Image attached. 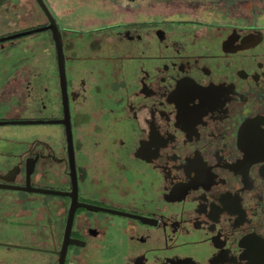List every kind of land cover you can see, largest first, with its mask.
<instances>
[{"label": "flooded vegetation", "instance_id": "obj_1", "mask_svg": "<svg viewBox=\"0 0 264 264\" xmlns=\"http://www.w3.org/2000/svg\"><path fill=\"white\" fill-rule=\"evenodd\" d=\"M70 1L0 0V264H264V0Z\"/></svg>", "mask_w": 264, "mask_h": 264}, {"label": "water", "instance_id": "obj_2", "mask_svg": "<svg viewBox=\"0 0 264 264\" xmlns=\"http://www.w3.org/2000/svg\"><path fill=\"white\" fill-rule=\"evenodd\" d=\"M25 34L27 33H24V35ZM261 123L264 126V121ZM245 146L248 150V157L251 161L264 162V128H258V130L251 131V137L249 139L246 138Z\"/></svg>", "mask_w": 264, "mask_h": 264}, {"label": "rangeland", "instance_id": "obj_3", "mask_svg": "<svg viewBox=\"0 0 264 264\" xmlns=\"http://www.w3.org/2000/svg\"><path fill=\"white\" fill-rule=\"evenodd\" d=\"M53 1H55V0H53ZM95 1V0H94ZM58 3V2H57ZM69 6L74 10V12L76 13V14H83V15H86V14H88L91 10L89 9V11L88 10H85L86 8L84 7V3H78V2H74L73 0H71L69 3ZM93 5L94 6H96V7H94V9L97 11V9H98V5H96V3L94 2L93 3ZM69 6L67 7L68 9H70L69 8ZM27 8L30 10V9H32L31 7H30V5L29 6H27ZM56 9H54V10H52L53 12L55 11ZM55 13V12H54ZM91 13V12H90ZM82 15V16H83ZM81 16V15H80ZM81 16V17H82ZM55 17L57 18V14L55 13ZM28 24H24V25H21V26H12L11 28H9V29H7V31L8 32H10V33H12L13 31H16V30H18V29H20V28H22V27H26Z\"/></svg>", "mask_w": 264, "mask_h": 264}]
</instances>
